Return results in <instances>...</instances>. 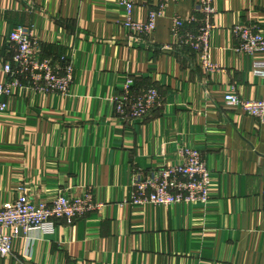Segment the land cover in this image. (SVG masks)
<instances>
[{
  "label": "crops",
  "instance_id": "0c3cea01",
  "mask_svg": "<svg viewBox=\"0 0 264 264\" xmlns=\"http://www.w3.org/2000/svg\"><path fill=\"white\" fill-rule=\"evenodd\" d=\"M123 2L139 22L162 8L152 36L124 26ZM200 2L0 0V82L20 26L43 58L67 55L75 69L69 96L24 89L0 111V208L20 188L35 202L91 196L103 205L73 224L30 231L0 264H264V124L225 104L229 93L264 100V78L253 71L263 55L238 53L233 34L240 24L264 32V0L214 1L213 73L182 42L199 25L173 36L175 20H188ZM129 78L134 95L154 87L162 97L138 120L114 103ZM189 149L211 173L207 205L128 203L134 177L182 164Z\"/></svg>",
  "mask_w": 264,
  "mask_h": 264
},
{
  "label": "built area",
  "instance_id": "2783aa9c",
  "mask_svg": "<svg viewBox=\"0 0 264 264\" xmlns=\"http://www.w3.org/2000/svg\"><path fill=\"white\" fill-rule=\"evenodd\" d=\"M215 0H201L188 20L177 18L173 36L180 39L181 31L187 26L199 25L196 33H187L182 41L200 56L202 68L213 73L218 67L210 60V38L216 29L213 17L216 13ZM124 26L136 36L150 37L156 30L157 19L162 8L149 14L147 22L134 18L135 5L123 2ZM201 16V17H200ZM201 18V19H200ZM238 40L237 52L251 57L262 54L253 62L254 74L264 78V32L255 24H240L233 29ZM11 59L2 68L5 79L0 82V111L9 109V99L17 92L32 89L41 94L69 96L74 83L75 69L67 55L54 60L42 57V45L30 28L20 26L10 35ZM134 79L129 78L122 93L114 98L117 113L131 120H138L152 113L162 103L156 88H149L139 95L133 94ZM6 99V101H2ZM225 104L239 108L245 114L264 124V100H246L237 93L225 96ZM135 193L129 204L133 206H173L178 204L207 205L211 194L212 177L201 153L189 149L182 164L169 165L150 175L134 177ZM18 198L0 208V258L13 255L15 242L30 231L54 229L55 221L66 220L73 224L78 219L101 209L91 196L70 198L59 195L51 202H35L28 189L20 188Z\"/></svg>",
  "mask_w": 264,
  "mask_h": 264
}]
</instances>
